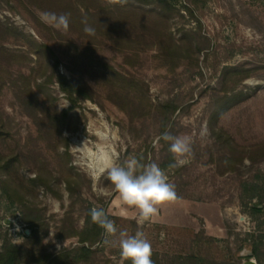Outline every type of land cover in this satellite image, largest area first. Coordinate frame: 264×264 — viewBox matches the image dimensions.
Wrapping results in <instances>:
<instances>
[{
	"label": "rangeland",
	"instance_id": "rangeland-1",
	"mask_svg": "<svg viewBox=\"0 0 264 264\" xmlns=\"http://www.w3.org/2000/svg\"><path fill=\"white\" fill-rule=\"evenodd\" d=\"M104 4L163 11L166 24L157 29L153 14L131 27L127 40L116 34V42L101 36L90 44L77 32H50L40 24L45 12L25 1L0 0V250L5 241L31 247V226L49 252L77 244V237L63 238V227L71 221L81 229L89 204L106 206L117 228L132 234L137 210L121 202L106 174L94 175L95 156L111 154L120 163L142 151L146 136L158 146V125L151 115L132 128L127 113L109 99L110 90L91 73L86 80L92 99L80 97L73 105L56 74L70 76L65 65L75 43L135 76L153 103L172 99L179 105L178 136L189 137L193 149L185 170L188 196L164 205L136 229L146 234L162 264H177L190 249L218 264H244L252 253L248 232L263 236L264 261V159L236 161L230 171L219 162L227 143L239 157L264 144V0ZM158 30L171 36L169 51ZM131 55L133 64L127 62ZM63 111L59 136L48 120ZM204 127L210 135L202 138ZM213 129L225 132L229 142L217 140ZM68 181L76 188L73 196ZM255 204L262 208L252 213ZM103 241L93 264H122L118 248Z\"/></svg>",
	"mask_w": 264,
	"mask_h": 264
},
{
	"label": "trees",
	"instance_id": "trees-1",
	"mask_svg": "<svg viewBox=\"0 0 264 264\" xmlns=\"http://www.w3.org/2000/svg\"><path fill=\"white\" fill-rule=\"evenodd\" d=\"M26 2V7L35 6L36 8L44 12H54L56 14H70V26L67 30L68 33L77 32L81 36L89 37L90 44H95L99 40L98 38L104 36V38L116 42V38L128 39L131 34V27L138 28L139 21H146V19L155 14L156 21L154 24L157 29L163 28L158 24H166V16L163 11L155 12L149 10H139L137 8H116L110 5L104 4V0H22ZM140 2L148 3L149 0H138ZM164 8L166 6L161 4ZM167 7V6H166ZM165 7V8H166ZM145 16V17H144ZM40 21V20H39ZM94 29V34H89L84 31L86 26ZM46 29L50 32L57 34L58 36H65L61 30H57L46 23L40 21ZM160 31V30H158ZM162 31V30H161ZM159 32L160 39L165 44L166 50L172 49L173 40L169 34ZM74 45V50L68 56V64L65 65L70 76L59 73L57 71L56 79L63 92H65L71 103L76 105L81 98H90V90H92L87 83L86 75H94L97 79L102 80L101 86L110 90L108 95L120 109L125 111L132 124V128L135 129L137 120H144L151 117L158 125L157 136H160L164 132H170L173 136H178L180 133L179 121L174 117L175 112L179 109V105L172 99H168L162 102L153 103L147 95V90L141 84L137 82V79L133 75L125 74L111 64L105 62L99 56L94 55V51H90V46L84 47L80 50L77 44ZM162 49V48H161ZM127 62L133 64L131 61L134 57L127 56ZM59 60L55 62L57 66ZM232 70L239 71V68L234 67ZM247 73L245 77H248L249 70H245ZM29 90L30 86L27 85ZM90 89V90H89ZM152 111L155 114H152ZM62 117L52 118L48 120V123L52 124L58 129L59 136L61 135L60 122L64 115H67V111H63ZM32 115L38 118V114L34 111ZM41 124L45 123L44 118H40ZM222 130L216 132L213 129V134L217 140H221L222 143L229 142V137L225 138ZM67 141V139H66ZM228 146V147H227ZM66 147L68 143L66 142ZM229 148L219 155V162L224 167L225 171L233 170L236 161H242L248 158L251 164H254L258 158L264 159V144L259 145L256 149L248 151L246 156L242 157L238 155L237 150L230 144H226ZM68 159L70 158L69 152H66ZM236 154L238 156H236ZM141 163L155 162L166 172L169 178V182L175 185L178 197H187L188 189L191 185L190 179L185 174L186 165L178 168H170L169 165L174 163L173 155L169 152V143L163 140L158 141V146L152 145V141L146 136L143 140V149L140 153L135 155ZM124 159L120 163H123ZM40 176L38 177V179ZM41 179V178H40ZM255 185L253 186V188ZM256 188V187H255ZM74 187L70 181H68V190L73 196L75 192ZM255 195V192L254 194ZM93 207L103 208L109 219L113 220L106 206H91L89 204L85 208L84 224L81 229L76 228L71 221L70 224L63 227V238L77 237L78 243L62 248L58 251L49 252L43 245V236L37 235V230L31 226V233L27 235V239L32 246H19L5 241L2 244L0 250V264H77L86 263L93 264L97 252L100 251L99 244L104 237V230L97 224L93 223L89 215L90 210ZM261 208L259 204L252 206V213L260 212ZM68 221V219H64ZM133 226L132 234L136 232L137 223L135 220L130 221ZM198 235V234H197ZM194 236H196L194 234ZM246 240H249L248 245L251 247L252 256L256 257L259 264H263L260 248L262 245V235H255L248 232L246 234ZM260 239V240H259ZM193 242V241H192ZM152 260L154 264H162V258L158 251H152ZM210 256V255H207ZM177 264H218L216 260H211L208 257L202 255L190 249L184 252L181 256L177 257ZM122 264H128L123 260Z\"/></svg>",
	"mask_w": 264,
	"mask_h": 264
},
{
	"label": "clouds",
	"instance_id": "clouds-1",
	"mask_svg": "<svg viewBox=\"0 0 264 264\" xmlns=\"http://www.w3.org/2000/svg\"><path fill=\"white\" fill-rule=\"evenodd\" d=\"M121 2L126 3L127 0ZM41 19L57 30H67L70 26V14L66 13L45 12ZM84 31L94 34V29L87 24ZM209 135L206 127L201 129L202 138ZM160 140L169 143V152L174 158V163L169 165L170 168L182 167L189 163V157L193 152L189 137L173 136L166 131L156 137L157 142ZM95 161L96 166L92 172L97 175H107L121 202L137 210L135 219L140 226L156 217L161 207L178 199L175 185L169 182L168 175L158 163H141L134 156L123 163H116L111 154L99 151ZM89 215L92 222L104 230V244L117 247L124 261L128 264H154L152 244L143 231L137 230L134 234H130L127 230H119L103 208L93 207Z\"/></svg>",
	"mask_w": 264,
	"mask_h": 264
},
{
	"label": "water",
	"instance_id": "water-1",
	"mask_svg": "<svg viewBox=\"0 0 264 264\" xmlns=\"http://www.w3.org/2000/svg\"><path fill=\"white\" fill-rule=\"evenodd\" d=\"M247 256H249V258H247L245 260L244 264H259L256 259H253L250 257V256H252L251 252L249 254H247Z\"/></svg>",
	"mask_w": 264,
	"mask_h": 264
},
{
	"label": "bare ground",
	"instance_id": "bare-ground-1",
	"mask_svg": "<svg viewBox=\"0 0 264 264\" xmlns=\"http://www.w3.org/2000/svg\"><path fill=\"white\" fill-rule=\"evenodd\" d=\"M94 175H96V174H94Z\"/></svg>",
	"mask_w": 264,
	"mask_h": 264
}]
</instances>
